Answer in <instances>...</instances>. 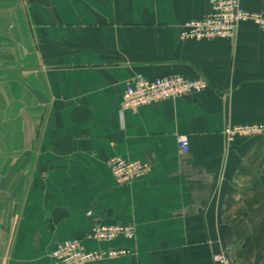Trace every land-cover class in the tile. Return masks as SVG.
I'll use <instances>...</instances> for the list:
<instances>
[{
    "label": "crops",
    "instance_id": "obj_1",
    "mask_svg": "<svg viewBox=\"0 0 264 264\" xmlns=\"http://www.w3.org/2000/svg\"><path fill=\"white\" fill-rule=\"evenodd\" d=\"M264 14V0H242ZM209 0H0V264H54L57 245L127 254L88 264H264V32L181 41ZM136 75L202 93L121 113ZM189 137L191 150L177 145ZM151 172L119 185L107 161ZM128 226L134 239L89 238Z\"/></svg>",
    "mask_w": 264,
    "mask_h": 264
},
{
    "label": "built area",
    "instance_id": "obj_2",
    "mask_svg": "<svg viewBox=\"0 0 264 264\" xmlns=\"http://www.w3.org/2000/svg\"><path fill=\"white\" fill-rule=\"evenodd\" d=\"M241 1L209 0L210 13L203 19L186 23L179 32V39L197 42L232 39L236 36L239 27L247 22L253 23L264 32V14L246 11ZM208 87V82L202 78L189 81L175 76L152 80L143 75H136L124 93L121 113L194 93H202ZM223 134L228 143L234 142L237 138H260L264 137V124L228 126ZM177 145L184 153H189L191 150L190 140L186 135L177 138ZM107 166L119 185L133 183L151 172V167L146 163L128 162L119 157L109 159ZM119 237L134 239L135 231L128 226H98L89 235V238L98 242H110ZM125 254H127L126 251L89 252L80 241L74 240L57 245L52 253V259L54 264H88ZM214 262L215 264H231L224 254L216 255Z\"/></svg>",
    "mask_w": 264,
    "mask_h": 264
}]
</instances>
